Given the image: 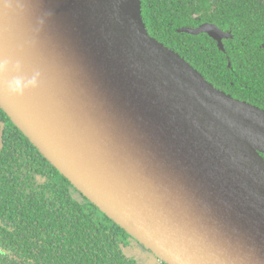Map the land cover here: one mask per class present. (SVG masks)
Here are the masks:
<instances>
[{
	"label": "water",
	"instance_id": "water-1",
	"mask_svg": "<svg viewBox=\"0 0 264 264\" xmlns=\"http://www.w3.org/2000/svg\"><path fill=\"white\" fill-rule=\"evenodd\" d=\"M2 9L59 113L1 74L0 108L84 197L164 264H264L263 108L150 37L140 0ZM178 32L206 33L221 50L231 37L207 22Z\"/></svg>",
	"mask_w": 264,
	"mask_h": 264
},
{
	"label": "trees",
	"instance_id": "trees-1",
	"mask_svg": "<svg viewBox=\"0 0 264 264\" xmlns=\"http://www.w3.org/2000/svg\"><path fill=\"white\" fill-rule=\"evenodd\" d=\"M150 37L209 83L264 109V0H140ZM230 32L223 50L202 23ZM0 264H139L122 227L84 197L0 108ZM264 158V154H262ZM133 238V237H131Z\"/></svg>",
	"mask_w": 264,
	"mask_h": 264
},
{
	"label": "bare ground",
	"instance_id": "bare-ground-1",
	"mask_svg": "<svg viewBox=\"0 0 264 264\" xmlns=\"http://www.w3.org/2000/svg\"><path fill=\"white\" fill-rule=\"evenodd\" d=\"M2 11L5 15L0 13V59L3 62H7V69L0 74L8 81L11 80L13 82L19 79L24 84L35 78V86H22L21 90L24 91L25 98L30 99L43 112H56L58 114L59 108L57 106L55 111H53V106L57 105V99L51 96L43 87L44 83L51 81L49 76L45 72L39 73L33 68L32 64L38 61L32 56L34 50L30 46V55L19 50L21 45L19 38H25L26 36H19L11 28L8 20L5 19V17L9 18L12 24L17 25V18L5 9H2ZM25 42L28 44L26 38Z\"/></svg>",
	"mask_w": 264,
	"mask_h": 264
},
{
	"label": "rangeland",
	"instance_id": "rangeland-1",
	"mask_svg": "<svg viewBox=\"0 0 264 264\" xmlns=\"http://www.w3.org/2000/svg\"><path fill=\"white\" fill-rule=\"evenodd\" d=\"M122 248L125 254L135 258L139 264H164L134 238L125 237Z\"/></svg>",
	"mask_w": 264,
	"mask_h": 264
},
{
	"label": "clouds",
	"instance_id": "clouds-1",
	"mask_svg": "<svg viewBox=\"0 0 264 264\" xmlns=\"http://www.w3.org/2000/svg\"><path fill=\"white\" fill-rule=\"evenodd\" d=\"M7 68V62H0V73H3ZM36 84V80L35 78H33L32 80L28 81L27 84H24L23 81L16 79L13 82H11V84L9 85V87L16 92L21 91L22 86L23 87H27V86H35Z\"/></svg>",
	"mask_w": 264,
	"mask_h": 264
},
{
	"label": "flooded vegetation",
	"instance_id": "flooded-vegetation-1",
	"mask_svg": "<svg viewBox=\"0 0 264 264\" xmlns=\"http://www.w3.org/2000/svg\"><path fill=\"white\" fill-rule=\"evenodd\" d=\"M3 130H4V123L0 121V143H1V137L3 134Z\"/></svg>",
	"mask_w": 264,
	"mask_h": 264
}]
</instances>
